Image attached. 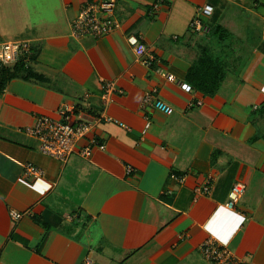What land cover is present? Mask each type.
Instances as JSON below:
<instances>
[{"label":"crops","instance_id":"0c3cea01","mask_svg":"<svg viewBox=\"0 0 264 264\" xmlns=\"http://www.w3.org/2000/svg\"><path fill=\"white\" fill-rule=\"evenodd\" d=\"M101 1L52 0L53 14L0 30L34 50L28 71L0 84V264H217L208 240L232 264H264V0H117L110 33L71 37L83 6ZM205 4L211 29L197 33ZM129 34L159 63L147 67ZM204 53L226 67L213 95L180 86ZM103 80L121 90L106 104ZM147 92L173 113L144 103ZM65 105L94 125L63 162L26 128ZM27 162L44 173L25 178ZM236 182L246 190L228 208Z\"/></svg>","mask_w":264,"mask_h":264},{"label":"built area","instance_id":"2783aa9c","mask_svg":"<svg viewBox=\"0 0 264 264\" xmlns=\"http://www.w3.org/2000/svg\"><path fill=\"white\" fill-rule=\"evenodd\" d=\"M117 0H103L96 3H86L80 10L78 15L70 22V35L75 39L84 38L86 36L99 37L110 33L118 26L119 21L116 18ZM158 8V4L153 5L151 11ZM214 7L211 4H205L199 9L198 15L191 21V28L197 33L209 32L211 27L204 19L211 16ZM128 42L133 47L137 57L147 66L152 67L159 63V59L151 53H148L147 46L142 37L136 34L128 35ZM30 41L28 40H8L0 43V65L13 64L20 59V52L30 53ZM167 76H169L167 74ZM170 77V76H169ZM180 86L186 92H192L193 87L188 82H180ZM103 95L104 103L111 100L114 92H120L116 83L112 80H103ZM144 103L151 104L156 109L163 111L166 114H172L174 108L160 98L153 96L151 92H147L143 98ZM72 109L68 105L59 109L60 119H55L49 115H40L36 117L35 122L26 128V132L40 142V151L48 156L67 161L74 152L78 141L85 138L93 127V122L87 118L79 117L76 121L69 120V115ZM98 121L105 119L115 121L112 117H104L103 115L93 118ZM123 125L122 123H120ZM94 145H101L96 138L92 139ZM92 149L85 146L80 150L83 156H89ZM132 170L128 166L127 171ZM44 173L43 168L27 162L24 165L23 175L25 178H35ZM180 179H184L183 177ZM209 187L204 186L203 191H208ZM246 185L243 182L233 184L229 196V200L225 203L228 208H233L235 202L244 194ZM21 213H13V217L18 219ZM204 253L212 258L217 264H232L234 261L233 252L228 247L217 245L213 240H208L203 246Z\"/></svg>","mask_w":264,"mask_h":264},{"label":"trees","instance_id":"16d2710c","mask_svg":"<svg viewBox=\"0 0 264 264\" xmlns=\"http://www.w3.org/2000/svg\"><path fill=\"white\" fill-rule=\"evenodd\" d=\"M19 56L20 59L13 64L0 65L1 85L4 84L7 79L23 75L28 71L26 62L34 58V50L31 49L30 53L21 51ZM219 57L220 56H212V54L208 55L204 53L202 57L196 60L189 71L192 87L210 95L219 91L221 83L226 77V67ZM217 60H219L218 63ZM257 112V114L264 115V105H261ZM258 135H261V133Z\"/></svg>","mask_w":264,"mask_h":264},{"label":"rangeland","instance_id":"374dc122","mask_svg":"<svg viewBox=\"0 0 264 264\" xmlns=\"http://www.w3.org/2000/svg\"><path fill=\"white\" fill-rule=\"evenodd\" d=\"M50 1L52 0H0V30L18 34L22 23L27 25L31 21H39L42 16L53 14L52 8L47 7ZM0 37L5 39L6 36L0 34Z\"/></svg>","mask_w":264,"mask_h":264}]
</instances>
